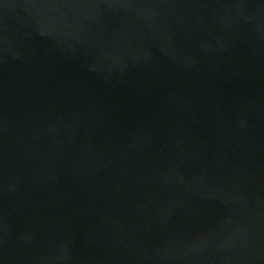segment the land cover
Here are the masks:
<instances>
[{
	"label": "water",
	"instance_id": "95a60500",
	"mask_svg": "<svg viewBox=\"0 0 264 264\" xmlns=\"http://www.w3.org/2000/svg\"><path fill=\"white\" fill-rule=\"evenodd\" d=\"M0 264H264V0H0Z\"/></svg>",
	"mask_w": 264,
	"mask_h": 264
}]
</instances>
